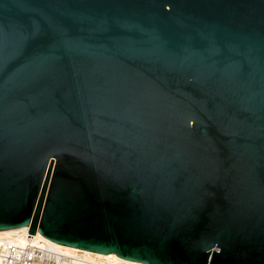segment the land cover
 Masks as SVG:
<instances>
[{
  "label": "water",
  "instance_id": "1",
  "mask_svg": "<svg viewBox=\"0 0 264 264\" xmlns=\"http://www.w3.org/2000/svg\"><path fill=\"white\" fill-rule=\"evenodd\" d=\"M21 226L264 264V0H0V230Z\"/></svg>",
  "mask_w": 264,
  "mask_h": 264
},
{
  "label": "built area",
  "instance_id": "2",
  "mask_svg": "<svg viewBox=\"0 0 264 264\" xmlns=\"http://www.w3.org/2000/svg\"><path fill=\"white\" fill-rule=\"evenodd\" d=\"M29 226H27V231ZM0 264H117L112 260L68 251L34 237L23 244L0 242Z\"/></svg>",
  "mask_w": 264,
  "mask_h": 264
},
{
  "label": "bare ground",
  "instance_id": "3",
  "mask_svg": "<svg viewBox=\"0 0 264 264\" xmlns=\"http://www.w3.org/2000/svg\"><path fill=\"white\" fill-rule=\"evenodd\" d=\"M51 167L52 168L50 170L48 183H50L51 176L53 173V166H51ZM33 237H34V239L40 238V239L48 242L49 244H52V245L57 246V247H61V248L68 250V251H79L82 254H85L88 256L97 257L100 259L112 260V261L116 262L117 264H145L142 262L130 261L127 259H120L112 253L101 254V253H97V252H92V251L83 250V249H79V248H75V247H71V246L62 245L59 243H54L53 241L48 240L46 237L39 235L37 232L35 234H29L27 231V226H21V227H16V228L1 229L0 230V242L5 240V241H9V242H15L18 244H23L26 241L32 239Z\"/></svg>",
  "mask_w": 264,
  "mask_h": 264
}]
</instances>
